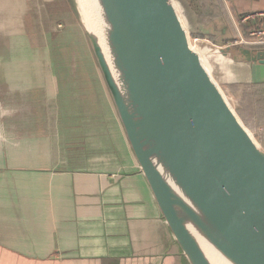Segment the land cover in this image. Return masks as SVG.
Masks as SVG:
<instances>
[{"label": "crops", "instance_id": "obj_1", "mask_svg": "<svg viewBox=\"0 0 264 264\" xmlns=\"http://www.w3.org/2000/svg\"><path fill=\"white\" fill-rule=\"evenodd\" d=\"M12 1L0 0V264H187L86 42L68 35L45 41L51 60L66 69L58 72L38 42L7 40L21 32L16 22L6 25L3 10ZM14 1L29 25L31 2H42L47 15L32 28L41 35L70 11L69 0ZM222 1L227 16L191 19L189 27L225 42L235 24L243 31L259 24V17L240 18L264 11V0ZM70 28L80 37L77 25ZM236 46L224 53L230 72L264 81V63L246 60L244 46ZM58 49L68 50L66 63ZM19 52L32 62H18Z\"/></svg>", "mask_w": 264, "mask_h": 264}, {"label": "water", "instance_id": "obj_2", "mask_svg": "<svg viewBox=\"0 0 264 264\" xmlns=\"http://www.w3.org/2000/svg\"><path fill=\"white\" fill-rule=\"evenodd\" d=\"M98 1L127 89L81 19L80 0L69 3L78 9L139 170L187 264L212 262L156 155L165 159L217 246L236 264H264V148L192 46L174 0ZM240 51L246 60L264 63V48Z\"/></svg>", "mask_w": 264, "mask_h": 264}, {"label": "rangeland", "instance_id": "obj_3", "mask_svg": "<svg viewBox=\"0 0 264 264\" xmlns=\"http://www.w3.org/2000/svg\"><path fill=\"white\" fill-rule=\"evenodd\" d=\"M25 0H23L24 2ZM177 9L179 11L180 16L183 19V22L186 24H188V22H190L191 20V15L190 12H188L187 7H184L182 5V3L180 1L174 0ZM26 2H24V6H26L25 4ZM34 3L31 7L34 8V12L31 16L30 22L31 24L29 25L28 22H25V18H24V13L20 10V9H16L15 7V1L13 0L10 4V6L8 7V13L6 12V9L3 10L4 16L7 18V22L6 25L9 26L12 22H16V24L20 27V29H17L16 31H21L20 33L14 35L12 37V39H7L8 41H16V42H26L29 40H34L33 42H38L37 45V50H39V52L44 51L45 55L47 57L46 60V64L49 63V58L50 61L52 63H56L58 64L56 61L51 60L50 55L52 56V49H46L45 48V41L47 42H52L54 40H58V39H54L52 38L53 35H57L59 36V38H63V37H67L70 36L71 37V42H76V44L78 45L77 41L81 40V41H85L87 44V56L90 58H94L92 50L90 48L89 42L85 36V33L79 23V18H78V9L76 8V6L74 7L73 10V6L69 5L70 7V11L68 14L62 16L61 18H59L60 23L59 25H57L55 28L57 30H54L53 32L51 30H48L50 34H39V32L37 31H33V26L35 24V27L38 24V20L40 21V17H43V13L47 15V13L44 11L43 8H39L42 4V2H31ZM56 15V13L54 14ZM28 17V16H27ZM29 18V17H28ZM48 19V18H47ZM24 22L26 23V27L23 28ZM44 25H50L49 23H43ZM72 24L77 25L79 27V30L81 32L80 37H78V35L76 33H73V30L70 28L72 26ZM31 27V28H30ZM66 28H70L68 30H66ZM23 29V30H22ZM65 30V31H64ZM190 32V31H189ZM210 34V33H208ZM59 47H61L60 45H58ZM72 53H74V56H77V50L74 47H76V45H72ZM62 49V48H61ZM59 50V49H58ZM9 51V49H8ZM23 51V49H22ZM60 52L56 53L57 57H63V60L65 61L64 56L69 57L68 55V50H59ZM24 52V51H23ZM50 53V55L48 54ZM203 58L207 61V66L209 68V71L213 77V79L217 82L218 86L220 87V89L222 90V92L224 93V95L226 96V98L228 99L229 103L231 104L232 108L235 110V112L237 113L234 103L232 101V98H230V96H228V94L226 93L225 89H224V82L228 81V80H237L236 78V73L235 72H230V69H227L225 66V57H220L218 56L216 53H214L212 50L208 51L207 53L202 54ZM225 56V55H224ZM72 59H77V58H72ZM95 60V59H94ZM18 62H23L25 63H31L32 59L29 58V55L24 54V53H20L19 52V58L17 60ZM66 63V61H65ZM95 64L97 66V63L95 61ZM57 71H63L66 72V69H64L63 65H59L56 67ZM98 66L95 67V71L99 70ZM44 71H49L48 68L46 67ZM89 74V73H88ZM237 115L239 116V114L237 113ZM240 117V116H239ZM241 119V118H240ZM242 120V119H241ZM243 122V121H242ZM244 123V122H243ZM245 125V123H244ZM246 126V125H245ZM247 127V126H246ZM248 128V127H247ZM248 130L252 133L253 137L256 139V141L262 146V144L259 142V140L257 139V137L255 136V134L252 132L251 129L248 128ZM263 147V146H262ZM264 148V147H263Z\"/></svg>", "mask_w": 264, "mask_h": 264}, {"label": "bare ground", "instance_id": "obj_4", "mask_svg": "<svg viewBox=\"0 0 264 264\" xmlns=\"http://www.w3.org/2000/svg\"><path fill=\"white\" fill-rule=\"evenodd\" d=\"M79 13L85 26L95 36L102 53L105 58L109 60L111 68H113L116 78L122 83L125 89H127V81L124 78L115 57V52L111 44L110 37L108 36V24L102 13V7L98 0H80ZM244 47H250L244 45ZM199 51V50H198ZM200 52V51H199ZM201 54H203L201 52ZM118 74V77H117ZM157 166L160 172L163 174L167 183L169 184L172 192L179 199L184 210L188 214L187 219L190 221L194 229L191 230L196 235L203 249L211 260L212 264H236L233 262L227 254H225L214 242L211 235H208L206 229L203 227L201 221L202 218L198 213L197 208L189 198V196L183 191L179 182L176 180L174 174L168 167L167 162L161 155L154 156Z\"/></svg>", "mask_w": 264, "mask_h": 264}, {"label": "trees", "instance_id": "obj_5", "mask_svg": "<svg viewBox=\"0 0 264 264\" xmlns=\"http://www.w3.org/2000/svg\"><path fill=\"white\" fill-rule=\"evenodd\" d=\"M187 7L191 19L205 22L227 16V11L222 0H177ZM189 27V22H188ZM190 34L204 35L207 33L193 31L188 28ZM240 47V46H236ZM252 49L262 48L260 46L250 47ZM225 66L229 69L227 60ZM224 89L232 98L235 109L245 125L252 130L259 142L264 147V81L228 80L224 82Z\"/></svg>", "mask_w": 264, "mask_h": 264}, {"label": "built area", "instance_id": "obj_6", "mask_svg": "<svg viewBox=\"0 0 264 264\" xmlns=\"http://www.w3.org/2000/svg\"><path fill=\"white\" fill-rule=\"evenodd\" d=\"M250 17H259V24L246 31H243L238 24H235V35L223 43H217V41L208 33L203 36L199 33L193 35L190 34V42L194 48L203 54L212 50L220 57H224L225 49L231 45H246L250 47L260 46L264 48V11L244 15L240 18V21L245 22Z\"/></svg>", "mask_w": 264, "mask_h": 264}]
</instances>
